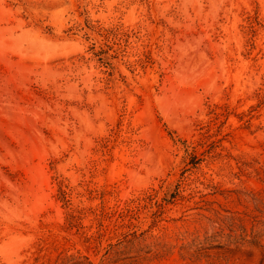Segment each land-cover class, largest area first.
<instances>
[{
  "label": "rangeland",
  "instance_id": "1",
  "mask_svg": "<svg viewBox=\"0 0 264 264\" xmlns=\"http://www.w3.org/2000/svg\"><path fill=\"white\" fill-rule=\"evenodd\" d=\"M0 264H264V0H0Z\"/></svg>",
  "mask_w": 264,
  "mask_h": 264
}]
</instances>
